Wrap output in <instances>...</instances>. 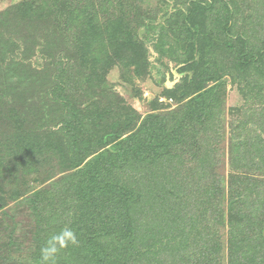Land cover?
<instances>
[{
  "label": "rangeland",
  "instance_id": "1",
  "mask_svg": "<svg viewBox=\"0 0 264 264\" xmlns=\"http://www.w3.org/2000/svg\"><path fill=\"white\" fill-rule=\"evenodd\" d=\"M32 1L41 2L0 0V15ZM223 1L237 3L247 15L251 9V14L257 17V21L251 24L256 30L252 32V29L247 28L244 33L253 37V45L260 46V39L264 38V0ZM146 2L143 7L144 10L151 11L150 18L145 19L143 26L134 29L137 44H140L142 51L141 68L137 71L134 66L128 69L123 67L124 64L113 66L106 76L103 93L99 92V95L91 94L88 88L91 60L88 59L83 65V70L80 60L74 61V42L57 41L52 37V31L36 21L34 28L20 19L6 25L12 29L13 42L18 47L14 48V58L13 53H5L4 60H0V78L2 73L5 78L0 81V104L6 105L0 110V264H37L32 256L45 245L42 244V239L50 232L45 224L49 220L55 221L51 217L63 209L61 202L71 192L77 171L93 165L99 156L104 159L111 156L115 152V146L122 147L124 141L139 131L147 118L153 116L167 117L171 122L169 129L174 130L175 138H180L183 142L171 147V155L175 157L173 161L167 162L166 157L151 166L135 165L127 168L125 175H122L123 180H129L131 189L139 191L141 195L138 206L141 212H135L138 229L141 231L138 232L140 241L144 240L143 245L149 243L155 248L151 256L154 264H186L188 260L184 253L196 241L200 244L197 236L202 234L203 227L206 228L202 221L207 220L212 231H216L220 237L222 251L218 263L226 264V207L234 197V190L231 188L235 185L234 177L238 182L243 178L238 174L242 168H237V172L232 170L231 148L235 144L247 147L250 140L245 131L256 127L254 124L258 120H255L256 115L253 117L254 121L251 120L253 113L264 110V90L249 92L251 87L234 83L229 76H223L222 81L218 82L221 83L220 87L216 82L209 83L204 90L207 93L215 91L218 98V103L209 111L212 118L206 130L202 131V128L186 123L183 120L184 111L194 97V90L188 88L192 73L183 70V64L177 62L184 51L177 50L170 32L162 29L165 21L172 15L175 2L166 0L165 4L158 5L156 0ZM244 16L235 21V29L243 30L240 26ZM51 20L56 22L53 17ZM61 20L55 23L60 30L65 25L63 18ZM6 33L9 34L7 29ZM105 45L93 50V55L102 52L109 56L112 44L105 42ZM48 54L56 62L61 61L59 69L69 68V72L65 74L69 79L65 93L60 92V83L54 73H49L52 58ZM66 54L74 57L71 60L64 59ZM12 58L14 66L10 65ZM223 60L226 62L229 59L224 55ZM47 73L50 83L45 78ZM63 104L69 108L73 106L75 114L88 122L86 125L85 121H81L89 131L90 122L96 126L103 122V126H106L108 121H113L122 126L125 122L129 123L126 117L134 119L130 125L132 131L124 133L118 142L98 149L83 163L74 167L67 165V160L72 157L70 149H67L64 156L63 151L61 155L50 152L51 150H42V153L36 154L32 150L22 152L21 148L10 147L9 150L4 146V143L8 146L22 144V141L14 138L20 133L17 134L18 131L4 123L10 120V124L17 117L20 118L21 128H25L26 124L27 128H34L35 136H61V125H57L58 121L54 122V119L61 113ZM106 109L114 111L112 117L95 121L96 112L104 113ZM197 112L202 111L199 109ZM177 123H182V130H177ZM91 134L89 135L93 141ZM33 141L44 148L42 142L36 139ZM237 166L241 167L243 164L240 162ZM251 174L259 173L253 170ZM254 179L263 180L264 177L255 176ZM217 209L224 211L222 226L213 228L212 217ZM193 222L199 223L195 224V229H192ZM59 223L68 226L65 221ZM181 234L185 235V241L181 240ZM191 234L193 244H190ZM48 238L49 236L46 237ZM143 245L138 243L137 246ZM59 261L55 264H59ZM141 262L137 264H146L145 258ZM62 264L70 262L62 261Z\"/></svg>",
  "mask_w": 264,
  "mask_h": 264
},
{
  "label": "trees",
  "instance_id": "2",
  "mask_svg": "<svg viewBox=\"0 0 264 264\" xmlns=\"http://www.w3.org/2000/svg\"><path fill=\"white\" fill-rule=\"evenodd\" d=\"M156 1H158L157 5L166 3V0ZM173 1L175 4L172 6V15L165 21L166 24L162 29L170 32L172 40L177 44V50L184 51L183 55L177 58V62L183 64V70L192 73L188 88L194 90L192 103L184 111L183 120L205 131L212 118L209 111L218 103L215 91L210 93L204 91L206 85L221 82L223 76H229L232 82L251 87L249 92L264 90V38L262 35L260 46L252 44L253 37L244 31L247 28L252 29V32L256 30L251 24L257 21V17L251 14V9L248 15L241 11L235 2ZM34 2L18 5L0 15V60H4L5 53H13L14 58V48L18 45L13 42L12 29L7 26L13 20L20 19L25 20L28 26L30 23L32 28L35 27V21L37 24H43L46 29L52 31V37L59 42H74L75 47L72 53L75 57L66 54L64 59L71 60L74 57V61L80 60L81 70L88 59L91 60L88 75V88L91 94L103 93L102 87L106 76L113 66L124 64L123 67L127 69L134 66L137 71L141 68L140 61L143 58L134 29L143 26L145 19L150 18L151 11L144 10L146 0H41L40 3ZM150 8L153 9V7ZM243 16L245 19L242 18L240 26L243 30L235 29V21ZM52 17L56 22L63 18L65 25L61 27V30L55 25L56 22H52ZM6 29L10 35L6 33ZM168 32L166 33L169 34ZM105 42L112 44L110 55L102 52L99 55H93V50L106 46ZM224 55L226 59H229L226 62L223 60ZM13 58L10 60L12 66L15 64ZM60 62L52 58L48 70L52 68L49 73H54V77L60 83V92L65 93L67 80H69L65 74L69 72V68L60 67L59 69ZM22 63L18 65L21 66ZM23 68L26 67L23 66ZM45 75V78L49 80L48 73ZM1 79L5 80L3 73L0 81ZM218 84L220 87L221 83ZM247 93L246 97L249 98ZM63 105L61 113L54 119V122L58 121L57 125H61L59 130L62 133L61 136L57 137L58 134L55 137L49 134L35 136L33 127L27 128L26 124L25 128H21L20 118H11L10 124H8L10 120L4 123L18 131L17 134L20 133L14 138L19 139V142L22 141V144L8 146L4 143V146L9 150L10 147L21 148L22 152L32 150L36 154L42 153V150H51L50 152L61 155L63 151L64 156L67 149H70L72 157L67 160V165L74 167V165L79 166L98 149L118 142L124 133L132 131L130 126L134 121L132 117H126L129 123L125 122L122 126H118L119 123L113 121L110 123L108 121L107 124H110L108 126L107 124L103 126V122H100L98 126L90 122L91 130L89 131L81 121H85L86 125L88 122L75 114L73 106L69 108ZM5 106L0 104V110ZM199 109L202 112L198 113ZM113 113L114 111L108 109L104 113L97 111L94 120L111 118ZM2 115L5 116L4 113ZM254 115L258 122L254 124L256 127L245 131L250 140L247 142V147L235 144L231 148L232 170L242 168L238 174L243 178L238 182L236 176L234 177L235 185L231 187L234 190V197L226 207L228 228L226 264H264V179H254L255 176L264 177V110L253 113L251 116L253 121ZM170 124L167 117L147 118L140 130L125 140L122 147L115 146V152L111 156L105 159L99 156L93 165L77 171L74 185L70 188L71 192L61 202L63 209L60 213L53 214L51 218L55 221L49 220L45 224L50 232L44 236L42 244L44 245L49 239L46 237L66 227L60 225L61 221H65L68 224L67 227L76 233L78 243L62 249L51 264L59 260V264H62V261L70 262V264H137L142 263L143 258L146 264H154L151 256L155 248L149 243L143 245L144 240L140 241L138 233L141 231L138 229L135 212H141L138 208L141 195L139 191L131 189L129 180H123L122 175H125L127 168L135 165L151 166L166 157L167 162L175 159L171 155V147L181 144L183 140L175 138L176 133L169 129ZM177 125V130L183 129L182 123ZM89 134L93 135V141ZM33 139L42 142L44 148L36 144ZM240 162L243 164L241 167L237 166ZM252 169L257 170L259 174L250 175ZM242 170L250 171L241 172ZM223 213V210L220 212L217 209V213L213 214V228L222 226ZM196 223L198 222H193L192 229H195ZM202 223L206 228L203 227L202 234L197 236L200 244L197 241L193 244L194 239L191 234L190 244L193 245H189L190 247L188 246L184 253L188 260L186 264H220L218 263L222 251L220 237L216 231H212L207 220ZM181 240L185 241V235L181 234ZM138 243L143 246L138 247ZM32 258L37 264H42L41 248L33 254Z\"/></svg>",
  "mask_w": 264,
  "mask_h": 264
},
{
  "label": "clouds",
  "instance_id": "3",
  "mask_svg": "<svg viewBox=\"0 0 264 264\" xmlns=\"http://www.w3.org/2000/svg\"><path fill=\"white\" fill-rule=\"evenodd\" d=\"M77 243L76 233L71 228L64 227L60 232L51 235L41 248L42 264H51L62 249Z\"/></svg>",
  "mask_w": 264,
  "mask_h": 264
}]
</instances>
